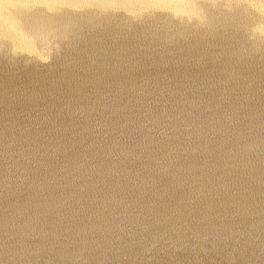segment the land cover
Returning a JSON list of instances; mask_svg holds the SVG:
<instances>
[{
  "label": "water",
  "instance_id": "1",
  "mask_svg": "<svg viewBox=\"0 0 264 264\" xmlns=\"http://www.w3.org/2000/svg\"><path fill=\"white\" fill-rule=\"evenodd\" d=\"M0 264H264V0H0Z\"/></svg>",
  "mask_w": 264,
  "mask_h": 264
}]
</instances>
